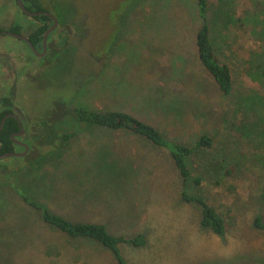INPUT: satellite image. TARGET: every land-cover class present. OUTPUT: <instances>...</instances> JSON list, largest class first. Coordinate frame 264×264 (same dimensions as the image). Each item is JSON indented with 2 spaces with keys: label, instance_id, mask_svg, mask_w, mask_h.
<instances>
[{
  "label": "rangeland",
  "instance_id": "374dc122",
  "mask_svg": "<svg viewBox=\"0 0 264 264\" xmlns=\"http://www.w3.org/2000/svg\"><path fill=\"white\" fill-rule=\"evenodd\" d=\"M117 1L45 0L46 9L73 21L72 42H79L63 53L68 72L58 73L81 86L72 97L79 105L131 113L190 146L199 135L210 136L213 149L187 159L191 177L219 179L229 166L236 174L219 184L189 179L185 189L215 207L224 235L201 226L200 207L181 200V177L168 151L126 130L78 126L65 142L63 133L72 129L56 121L46 125L40 151L0 162L18 172L20 190L48 211L102 224L115 236L144 234L145 246H122L127 264H264V229L254 224L256 217L264 224V0H208L211 39L232 74L230 101L198 58L196 34L203 19L197 0H145L105 66L86 63L99 52ZM15 2L0 0V6L14 9ZM23 53L22 40L0 35V94L14 69H31ZM83 70V82H77ZM49 80L43 74L17 84L25 111L16 112L32 120L34 130L39 112L47 113L55 96ZM65 92L70 96L75 89L70 85ZM39 212L0 184V264H115L110 251L91 240L67 238Z\"/></svg>",
  "mask_w": 264,
  "mask_h": 264
},
{
  "label": "trees",
  "instance_id": "16d2710c",
  "mask_svg": "<svg viewBox=\"0 0 264 264\" xmlns=\"http://www.w3.org/2000/svg\"><path fill=\"white\" fill-rule=\"evenodd\" d=\"M22 1L30 11L44 10L53 13L52 10L50 11L45 8L48 7L45 0ZM144 1L145 0H118L115 2V4L110 8L113 20L112 24L109 23V31L105 34L103 39L105 46L102 44V41L97 55L95 53H91L87 57L86 63H92L94 66H97L98 69H102L105 66L108 59L116 50L125 35V29L130 16ZM197 2L199 16L203 19V24L196 34L198 58L204 69L213 78L218 89L226 97V99L230 101L233 93L232 74L228 64L218 57L211 39L210 25L206 16L208 0H197ZM19 16H22V21ZM49 22L50 19L46 15H37L33 17L26 16L18 8L16 2L14 9L9 3L0 6V29H8L16 33H25L34 46L40 43L44 32L50 26ZM24 44L25 53L20 54L19 56L20 58L22 57L23 64L30 66L31 69L21 70V64L17 70H13L12 75L15 79V85L13 88H7V91L0 94V124L6 114L16 112L17 110L25 111V109L21 106L22 92L20 87L17 85L18 82L23 79L30 81L34 79L35 76H43L44 74V76L50 78L49 82L51 81V86L56 88L54 91L55 96L53 98L51 97V100L48 103V108L46 109L47 113L39 112L42 118L38 122V125H53L56 121L60 123L62 122L61 125L65 126V129H72L70 132L63 133V140L65 142L70 141L75 136L78 126L95 125L112 130H126L141 136L156 147H161L167 150L178 170L179 176L181 177V200L186 203H195L200 207L201 226L209 228L216 235H224L226 229L225 222L222 216L216 211L215 207L210 205L205 198L189 194L185 189V182L189 179H192L195 184H200L202 181L219 184L220 180L224 177H230L236 174L235 168L229 166L224 168L225 174L219 179H215L214 177L211 178V176L202 177L201 175L193 176V178L191 177L187 159L197 150L213 149L214 140L210 136L207 134H201L190 146L165 137L156 127L144 122L131 113L115 110L97 111L79 105L72 100V97L75 93H77L76 89L81 86L73 85L72 83L75 92H73V95H70L71 97L68 96L69 93H66L65 90L69 86H66L61 82L58 83V74L56 77L54 75L51 77L49 73L54 70L51 65H39L40 59L32 54V51L28 48L25 42ZM76 44H79V42ZM76 44H73V46ZM0 65V67L3 66L2 63ZM57 72L58 69L55 70V73ZM83 74L84 70L77 75V82H83L81 81V79H83ZM73 81L74 80L72 79V82ZM225 112H231L229 106L225 109ZM25 123L27 125L29 136L27 142L28 140L32 142L30 151L25 156L27 157L28 155L40 151V148L42 147L41 143L44 141L40 139L42 138L40 135H43V133L38 134L35 130H33V128H31L32 120L27 119ZM75 127L77 129H73ZM18 129V122L14 117L9 116L5 119L3 127L0 130V154L16 151V147L18 146L13 142L11 135ZM6 165L0 162V184L2 182L7 183L23 202L40 211L39 215L45 224L53 227L67 238L76 241L81 239L94 241L112 253L115 264H127L121 252L122 246L128 245L139 248L146 245L147 238L144 234H137L135 236H115L111 234L102 224L74 222L62 217L59 214L48 211L44 206L34 202L27 194L20 190L18 184L16 183V176L18 172L16 170H11L9 172ZM254 224L256 227L264 229L261 217H256Z\"/></svg>",
  "mask_w": 264,
  "mask_h": 264
},
{
  "label": "flooded vegetation",
  "instance_id": "af4514ba",
  "mask_svg": "<svg viewBox=\"0 0 264 264\" xmlns=\"http://www.w3.org/2000/svg\"><path fill=\"white\" fill-rule=\"evenodd\" d=\"M51 16H47L49 19H50V26H52V24L54 23V18L56 19L57 21V24L55 26V28L48 34L47 36V39H46V51L45 53L42 55V56H36L37 58H39V65H51V67L53 69H58V70H63L64 68L66 69V71L68 70L67 68V58H65V55L63 54L65 52V50L67 48H69V46H73V36L71 37V35H73V27L68 24V22L72 23L73 21H67V20H64L61 19L58 14H53L51 13ZM63 25L65 26L63 28ZM49 26V27H50ZM48 29V28H47ZM0 30H8V29H0ZM10 31V30H8ZM45 33V32H44ZM20 34H23L25 35V33H20ZM44 35V34H43ZM26 36V35H25ZM27 37V36H26ZM28 38V37H27ZM21 40V39H20ZM23 42V40H22ZM26 43V42H25ZM25 45V44H24ZM28 46V45H27ZM29 48V47H28ZM35 48L41 53L43 52V36H42V39L40 41V43H38ZM63 54V58L60 57V55ZM67 67V68H66ZM68 72V71H67ZM58 83H65L64 85L66 86H70L72 85L71 83H69V78L68 76L69 75H63V74H60L58 73ZM56 77V76H55ZM57 81V80H56ZM1 82V80H0ZM4 83V81H3ZM2 83V84H3ZM7 84H8V88H13V86L15 85V79L13 76H11V78H9L7 80ZM14 114H17L19 117H20V120H21V124L25 130V133L21 136H15V138H17L18 140H20L21 142H24L26 143L27 142V139H28V131H27V125L25 123V121H23V118L22 116L17 113V112H12ZM8 114H11V113H8ZM8 114H6L4 117H6ZM9 117V116H8ZM7 118V117H6ZM51 125H49L48 128H50ZM35 127H37V129L35 130L36 133L40 134V133H43V135H40L42 138H40L42 141H44L43 143H45V138L46 136H48L47 132L45 130H47L46 128V124H43V125H36ZM65 127V126H63ZM18 128H19V124H18ZM34 130V129H33ZM20 131V128L13 132V134H16ZM12 134V135H13ZM11 135V136H12ZM12 138V137H11ZM38 138V137H37ZM14 142V141H13ZM16 144V143H15ZM27 144V143H26ZM20 149H19V152L23 151L24 150V147L20 144H16ZM28 145V144H27ZM29 146V145H28ZM29 151H30V147H29ZM29 151L27 152V154L29 153ZM26 156V154L24 155V157Z\"/></svg>",
  "mask_w": 264,
  "mask_h": 264
},
{
  "label": "water",
  "instance_id": "95a60500",
  "mask_svg": "<svg viewBox=\"0 0 264 264\" xmlns=\"http://www.w3.org/2000/svg\"><path fill=\"white\" fill-rule=\"evenodd\" d=\"M16 4H17L18 8L28 17H33V16H37V15L51 16L50 12H48V11H44V10H41V11H30V10H28L22 0H16ZM56 24H57V21L54 18V23L52 24V26H50L45 31V33L43 35V52H41V53L35 48V46L32 44V42L23 34L12 32V31H8V30H0V35L1 34H8V35H11V36L19 38V39L23 40L24 42H26V44L28 45V47L30 48V50L32 51V53L34 55L42 56L45 53V51H46V39H47V36L55 28ZM8 116L14 117L17 120V122L19 124V128H20V131L18 133L13 134L11 136L12 140L14 141V143L22 145L24 147V150L21 151V152L14 151V152H7V153H4V154H0V160L1 159H5V158H9V157H23L29 151V146L26 143L21 142L20 140L15 138V136H21V135H23L25 133V130H24L22 124H21L20 117L17 114H14V113L8 114L6 117H8ZM6 117H4L2 119V121H1L0 130L3 127V124H4V121H5Z\"/></svg>",
  "mask_w": 264,
  "mask_h": 264
}]
</instances>
